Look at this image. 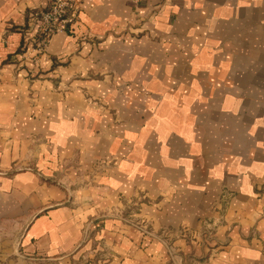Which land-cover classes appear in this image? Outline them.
<instances>
[{
  "label": "crops",
  "instance_id": "0c3cea01",
  "mask_svg": "<svg viewBox=\"0 0 264 264\" xmlns=\"http://www.w3.org/2000/svg\"><path fill=\"white\" fill-rule=\"evenodd\" d=\"M78 1L0 0V264H264V0Z\"/></svg>",
  "mask_w": 264,
  "mask_h": 264
},
{
  "label": "built area",
  "instance_id": "2783aa9c",
  "mask_svg": "<svg viewBox=\"0 0 264 264\" xmlns=\"http://www.w3.org/2000/svg\"><path fill=\"white\" fill-rule=\"evenodd\" d=\"M80 11L78 0H49L44 8L30 11L24 27L25 46L21 55L25 59L44 53L51 36L59 31H66L77 22Z\"/></svg>",
  "mask_w": 264,
  "mask_h": 264
},
{
  "label": "rangeland",
  "instance_id": "374dc122",
  "mask_svg": "<svg viewBox=\"0 0 264 264\" xmlns=\"http://www.w3.org/2000/svg\"><path fill=\"white\" fill-rule=\"evenodd\" d=\"M128 217H130V216L128 215Z\"/></svg>",
  "mask_w": 264,
  "mask_h": 264
}]
</instances>
